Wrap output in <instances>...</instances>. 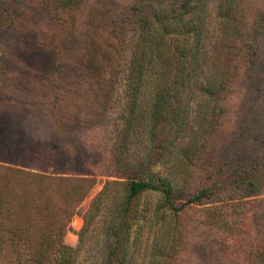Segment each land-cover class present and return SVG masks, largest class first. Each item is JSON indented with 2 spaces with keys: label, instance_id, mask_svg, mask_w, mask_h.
Here are the masks:
<instances>
[{
  "label": "trees",
  "instance_id": "16d2710c",
  "mask_svg": "<svg viewBox=\"0 0 264 264\" xmlns=\"http://www.w3.org/2000/svg\"><path fill=\"white\" fill-rule=\"evenodd\" d=\"M105 1L41 0L63 31L59 40L66 41L65 48L53 47L59 59L78 54L73 64L77 71L74 76L70 73L69 80L73 104L85 100L80 90L94 92L87 100H113L117 82L122 84L115 98L119 101L108 160L100 172L112 179L105 180L93 197L83 216L85 227L97 214L102 219L101 230L107 232L104 264H138L139 257L140 264L145 260L170 264L181 240L180 211L186 205L205 204L227 183L244 187L250 195L258 183L264 162L250 155L222 170L223 176L215 169L209 174L211 181L198 191L189 188L215 148L223 100L238 86L245 90L244 99L259 100L258 92L264 88V20L257 11L249 13L245 0H127L113 5ZM1 14L0 29L5 22ZM55 59L34 72L38 81L52 75ZM53 94L58 100V94ZM106 109L103 106L101 113ZM77 110L84 113L82 108ZM75 112L76 107L69 112L74 113L75 126L89 122ZM253 118L241 130L235 128L236 143L247 146L249 153L256 149V141L264 139V118L261 123ZM68 125L59 118L54 121L67 158L76 155L75 148L64 142ZM222 147L228 148L226 140ZM27 164L17 163L26 168ZM61 165L58 173H72ZM48 167L39 166L34 177L67 178L41 174ZM82 169L73 174H90ZM23 172L17 168V174ZM113 186L121 188L115 207L111 206L117 199ZM77 189L80 183L68 191ZM89 189L88 184L75 199L81 200ZM148 195L157 197V204L149 202ZM14 227L0 220V248L5 234L13 240L17 231V241L22 240L25 227L18 217ZM84 231L73 247L36 230L31 248L17 245L15 264H97L82 257L84 250L90 251L83 242Z\"/></svg>",
  "mask_w": 264,
  "mask_h": 264
},
{
  "label": "rangeland",
  "instance_id": "374dc122",
  "mask_svg": "<svg viewBox=\"0 0 264 264\" xmlns=\"http://www.w3.org/2000/svg\"><path fill=\"white\" fill-rule=\"evenodd\" d=\"M126 1L105 2L113 5ZM245 3L249 13L257 11L264 20V0H245ZM0 11L5 21L0 29V220L16 229L18 217L25 227L20 241H17V231L13 240L4 235L0 264H15L17 245L25 250L31 248L36 241V230L45 233L48 239L76 247L83 229V242L90 251L84 250L82 257L104 264L102 248L107 232L101 230L102 219L97 214L85 227L83 216L105 180L112 179L100 172L108 160L110 130L119 101L115 98L122 84L117 82L113 100H87L94 94L89 89V92L80 90L81 99L85 100L73 104L68 90L70 73L74 76L77 71L73 64L78 54L73 52L70 59L61 60L53 50L55 44L65 48L66 41L59 40L63 31L51 9L42 5L41 0H0ZM54 58L57 66L52 69V75L38 81L34 72ZM258 93L259 100L244 99L245 90L238 86L223 100L215 148L191 180V192L208 184L209 174L215 169H220L218 173L223 176L222 170H228L250 155L264 162L263 137L255 142L256 149L252 148L251 153L247 146L236 143V127L241 130L240 127L251 123L255 116L260 123L264 118V88ZM105 105L107 109L101 113ZM72 107H76L77 115L80 114L77 108H82L84 113L81 114L89 118V122L75 126L71 115L74 113H69ZM90 109L92 113H86ZM57 118L69 123L64 142L75 148L76 155L72 157L67 158L61 137L58 140L55 134ZM224 140L229 149L222 147ZM17 163H28L29 167ZM44 164L49 167L46 172L40 171L41 174L67 178L34 177ZM61 164L73 170L72 173H58L63 168ZM17 168L24 172L17 174ZM80 169L90 174H73ZM73 177L80 181L72 180ZM84 177L86 182L82 181ZM257 178L258 183L252 187L250 195L244 187L227 183L205 204L186 205L180 211L181 240L170 264H264V164ZM74 183H80L81 189L69 193ZM88 184L87 195L76 200ZM116 187L117 199L111 202L112 207L120 201L121 188L113 186ZM146 199L153 204L158 202L157 197ZM145 201V197L140 200ZM137 262L140 264V257Z\"/></svg>",
  "mask_w": 264,
  "mask_h": 264
}]
</instances>
